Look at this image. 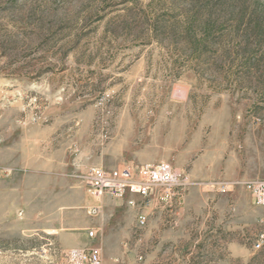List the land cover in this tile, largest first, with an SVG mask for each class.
<instances>
[{
  "label": "rangeland",
  "instance_id": "obj_1",
  "mask_svg": "<svg viewBox=\"0 0 264 264\" xmlns=\"http://www.w3.org/2000/svg\"><path fill=\"white\" fill-rule=\"evenodd\" d=\"M159 162L183 196L106 195L148 222L100 264H264V0H0V264H69L82 174Z\"/></svg>",
  "mask_w": 264,
  "mask_h": 264
},
{
  "label": "built area",
  "instance_id": "obj_2",
  "mask_svg": "<svg viewBox=\"0 0 264 264\" xmlns=\"http://www.w3.org/2000/svg\"><path fill=\"white\" fill-rule=\"evenodd\" d=\"M90 195L100 202L106 195L124 198L128 194L140 195L146 205L171 203L175 198L183 196L188 182L185 177L169 162L156 164L133 165L125 164L121 167L107 169L93 167L82 174ZM244 185L249 189L258 204H264V180H248ZM129 203L136 206L135 200ZM101 205L89 209L91 215H98ZM135 232L144 229L148 222V214L141 204L136 209ZM90 237L95 235L94 230H89ZM264 243V238L257 242V247ZM69 264H100L101 248L85 246L70 249L66 252Z\"/></svg>",
  "mask_w": 264,
  "mask_h": 264
},
{
  "label": "crops",
  "instance_id": "obj_3",
  "mask_svg": "<svg viewBox=\"0 0 264 264\" xmlns=\"http://www.w3.org/2000/svg\"><path fill=\"white\" fill-rule=\"evenodd\" d=\"M98 204L103 207L100 217L79 219L76 213H71L72 209H70L71 212L62 210L59 214L61 217L57 219L59 224L52 231L57 233L59 242L65 250L72 247L98 246L102 248L106 263L110 257L118 263L123 239L132 234L136 221V208L129 202L128 205L123 200L110 197H104L100 202H91V206ZM61 207L68 206L61 204ZM89 230L95 231L93 237L89 236ZM97 237L98 240H95Z\"/></svg>",
  "mask_w": 264,
  "mask_h": 264
},
{
  "label": "trees",
  "instance_id": "obj_4",
  "mask_svg": "<svg viewBox=\"0 0 264 264\" xmlns=\"http://www.w3.org/2000/svg\"><path fill=\"white\" fill-rule=\"evenodd\" d=\"M258 248H261V249H264V243L260 246V247H258ZM260 249V250H261ZM261 254H263L264 255V250L262 251V253ZM257 259V257H254V259H253V261L254 260H256ZM193 264H201L200 262H198V263H193Z\"/></svg>",
  "mask_w": 264,
  "mask_h": 264
}]
</instances>
